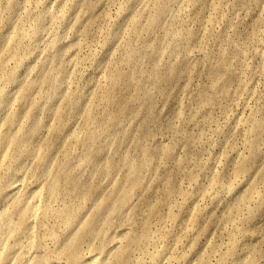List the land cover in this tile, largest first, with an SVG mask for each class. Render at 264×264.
I'll use <instances>...</instances> for the list:
<instances>
[{
    "label": "rangeland",
    "instance_id": "374dc122",
    "mask_svg": "<svg viewBox=\"0 0 264 264\" xmlns=\"http://www.w3.org/2000/svg\"><path fill=\"white\" fill-rule=\"evenodd\" d=\"M0 264H264V0H0Z\"/></svg>",
    "mask_w": 264,
    "mask_h": 264
}]
</instances>
